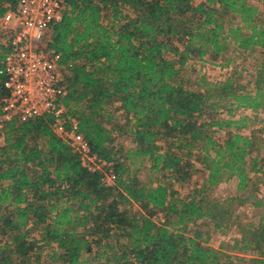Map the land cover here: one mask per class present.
<instances>
[{"label":"trees","instance_id":"1","mask_svg":"<svg viewBox=\"0 0 264 264\" xmlns=\"http://www.w3.org/2000/svg\"><path fill=\"white\" fill-rule=\"evenodd\" d=\"M16 1L0 0V17ZM257 2L68 0L47 42L63 66L62 103L116 178L107 185L85 168L52 131L50 114L0 123V264H264V214L242 221L236 213L247 203L264 208L256 193L264 184V0ZM229 45L260 53L247 80L235 66L190 88L186 62L227 66ZM6 51L0 34V70ZM240 107L260 111L261 125L242 133L245 118L232 117ZM221 108L228 117L216 116ZM116 113L124 123L106 127ZM122 134L129 147L116 141ZM145 162L148 182L137 175ZM195 162L202 178L182 196L175 184L191 179ZM228 179L237 194L213 195ZM210 224L236 225L229 252L206 244L201 227Z\"/></svg>","mask_w":264,"mask_h":264},{"label":"built area","instance_id":"2","mask_svg":"<svg viewBox=\"0 0 264 264\" xmlns=\"http://www.w3.org/2000/svg\"><path fill=\"white\" fill-rule=\"evenodd\" d=\"M69 10L68 0H17L0 17L7 46L0 72L6 94L0 97V123L53 116L52 131L76 152L89 171H99L107 185L115 181L111 164L91 153L75 117L66 114L63 66L47 42L51 26Z\"/></svg>","mask_w":264,"mask_h":264},{"label":"rangeland","instance_id":"3","mask_svg":"<svg viewBox=\"0 0 264 264\" xmlns=\"http://www.w3.org/2000/svg\"><path fill=\"white\" fill-rule=\"evenodd\" d=\"M200 0H193V3H197ZM253 3H257V0H250ZM232 45L228 46L227 55L231 56L232 61L227 62V66H224L226 63L225 60L219 59L217 61H211L208 59L200 60V59H190L186 62V64L181 69V75L184 81L187 83V85L192 89H199L198 85H200L198 82H200L201 79H204L205 81H217L223 79L235 66H238V71L242 70V81L245 82L247 80L248 73H251L253 70V66L255 64L254 59L256 57L260 56V53L258 50H253L251 52L249 51H233ZM172 57V55H169ZM227 57V56H226ZM198 83V84H197ZM216 116L221 117H228L226 109L221 108ZM232 117L234 119H238L240 117H244L245 120L243 123H245L247 126L242 127L240 131L242 133H248L250 128L258 127L261 125L263 114L260 111L253 112L249 108H236L232 112ZM115 121L113 122H104V125L106 127H110L111 124H114L116 126H120L124 123V118L121 116V113L115 114ZM115 133V132H113ZM113 135H117L116 133ZM221 133L216 134V137H221ZM1 141V139H0ZM116 141L119 143H122L124 147H129L131 144L129 143V138L126 137L125 134H122L120 137L116 138ZM260 156H264V146L260 150ZM196 169H198L195 173H193L191 179L182 184L178 185L175 184V188L178 190L179 194L182 196L187 195L192 191V189L196 186L197 183L200 182L202 178V170L201 166L198 163H194ZM148 163H144L143 166H141L137 172L138 177L143 182L149 181V175L147 173ZM254 181H257L256 176L251 174ZM213 195L215 196H228V195H234L237 194L236 191V180L235 179H228L226 181H223L216 186L213 191ZM257 196L264 197V184H258L257 189ZM124 209H126L128 212H135L138 210V207L136 204H126L122 206ZM238 217L244 221L245 219L254 218L257 219L259 214H264V208L259 209L254 206H252L250 203H247L237 210ZM198 223H201L200 221ZM202 231L207 232L206 238V244L214 247L216 249H220L222 251L229 252L230 247L233 243L234 238L238 237L237 228L236 225H231L229 228L224 229L222 231L215 230L210 225H205L201 227Z\"/></svg>","mask_w":264,"mask_h":264}]
</instances>
